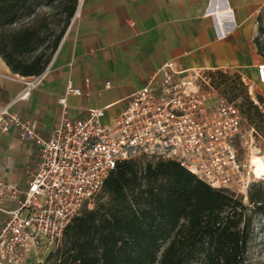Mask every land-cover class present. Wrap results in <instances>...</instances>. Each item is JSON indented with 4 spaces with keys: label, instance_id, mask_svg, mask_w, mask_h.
<instances>
[{
    "label": "built area",
    "instance_id": "built-area-1",
    "mask_svg": "<svg viewBox=\"0 0 264 264\" xmlns=\"http://www.w3.org/2000/svg\"><path fill=\"white\" fill-rule=\"evenodd\" d=\"M85 3L77 0L65 38L81 19ZM257 75L264 84V63ZM44 78L45 72L16 75L12 80L22 90L0 107V134H15L39 147L25 186L0 180V212L7 216L0 229V264H27L34 252L60 243L72 219L85 207L94 209L105 181L123 161H174L210 187L246 200L258 182L251 158L261 152L255 146L259 134L235 101L212 98L203 89V84L209 86L204 73L163 65L107 124L104 108L69 117L68 97L84 95L69 84L59 99L62 117L49 135L36 120L14 110L30 100Z\"/></svg>",
    "mask_w": 264,
    "mask_h": 264
},
{
    "label": "crops",
    "instance_id": "crops-1",
    "mask_svg": "<svg viewBox=\"0 0 264 264\" xmlns=\"http://www.w3.org/2000/svg\"><path fill=\"white\" fill-rule=\"evenodd\" d=\"M263 29L264 0H86L81 19L61 42L42 84L14 110L36 120L49 135L62 117L59 99L72 84L84 95L68 97L69 117L104 108L107 124L168 63L190 74L235 72L259 82ZM16 75L0 57V107L22 90L12 80ZM38 156L33 143L0 134V180L25 186ZM6 219L0 212V229Z\"/></svg>",
    "mask_w": 264,
    "mask_h": 264
},
{
    "label": "trees",
    "instance_id": "trees-1",
    "mask_svg": "<svg viewBox=\"0 0 264 264\" xmlns=\"http://www.w3.org/2000/svg\"><path fill=\"white\" fill-rule=\"evenodd\" d=\"M76 4L0 0V57L14 74L33 77L46 71ZM46 6L64 17L57 23H65L50 46L43 34L48 15L38 13ZM24 21L41 24L13 29ZM239 80L241 110L264 136V96L252 100ZM100 194L94 209L85 207L72 219L45 261L30 264H250L255 220L264 219V182L252 186L245 205L242 197L210 187L174 161L120 162Z\"/></svg>",
    "mask_w": 264,
    "mask_h": 264
},
{
    "label": "rangeland",
    "instance_id": "rangeland-1",
    "mask_svg": "<svg viewBox=\"0 0 264 264\" xmlns=\"http://www.w3.org/2000/svg\"><path fill=\"white\" fill-rule=\"evenodd\" d=\"M38 13L39 15H42L43 13L48 15V18H49L48 21L50 23H45V24L49 28L44 30L43 34H44V37L47 39V45L50 46L51 42L54 39V36H56L58 32L65 26V23H57L56 21H59L61 19L63 20L64 17L61 16L58 11H56L53 7H50V6L49 7L46 6L42 8ZM39 24L41 23H31V21H24L21 23H17L13 29L20 28L23 26H36ZM67 30H68V26L65 30V33L63 35L61 42L65 38ZM259 37L260 39L258 40V44H259L260 51L262 52V55L264 57V29L260 33ZM47 45L46 47H44L45 49L47 48ZM46 53L48 54L51 53V49L46 50ZM210 72L214 73V75L211 77L209 75ZM210 72L206 71L204 73L205 77H207V79L209 80V86L203 84V89L209 92L212 98L223 97L227 100L235 101L240 106V108L244 106L245 104L244 97H243L244 89L241 86H239L240 84L239 74L235 72H223V73H226L227 76L226 78L225 77L222 78V76L219 75L217 71H214V72L210 71ZM213 81L215 82L216 85L213 84ZM223 81H225L226 84H222ZM242 82L244 83L245 88L247 89L248 94L252 98V100L256 101V97L258 95L264 96V85L260 84L255 77H252V78L246 77L245 80L242 79ZM255 146H257V148L261 150L259 155H257L256 157L264 156V136L259 135L256 137ZM254 156L255 155H253V157ZM137 161L142 163V159L137 160ZM32 172H33V169H30L28 171L27 178L31 176ZM262 182H264V177L263 179H259L257 183H262ZM242 200L245 205L249 204L248 199L246 200L245 198L242 197ZM59 244L60 243H58L57 245H55L49 250L34 252L31 255V258L28 260L27 264L43 263L46 257L48 256V254L51 251L55 250ZM247 258L250 264H264V219L262 217H258L255 220L254 234H253L252 241L249 245Z\"/></svg>",
    "mask_w": 264,
    "mask_h": 264
},
{
    "label": "bare ground",
    "instance_id": "bare-ground-1",
    "mask_svg": "<svg viewBox=\"0 0 264 264\" xmlns=\"http://www.w3.org/2000/svg\"><path fill=\"white\" fill-rule=\"evenodd\" d=\"M255 155V154H254ZM252 156V165L256 169L257 179H263L264 177V158Z\"/></svg>",
    "mask_w": 264,
    "mask_h": 264
}]
</instances>
